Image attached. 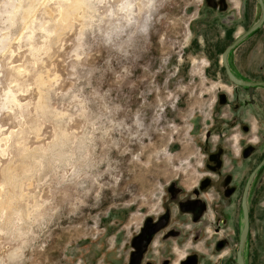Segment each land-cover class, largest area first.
Masks as SVG:
<instances>
[{"label":"rangeland","instance_id":"obj_1","mask_svg":"<svg viewBox=\"0 0 264 264\" xmlns=\"http://www.w3.org/2000/svg\"><path fill=\"white\" fill-rule=\"evenodd\" d=\"M232 1L83 0L59 24L69 0H0V200L11 204L0 210V264H132L147 223L162 218L140 264H179L187 240L177 254L153 243L193 227L192 215L206 229L228 221L234 258L241 191L264 154V89L243 107L222 69L228 37L258 17L255 0L244 18ZM231 16L233 29L216 27ZM233 61L253 76L254 63ZM256 182L246 264H264V171Z\"/></svg>","mask_w":264,"mask_h":264},{"label":"flooded vegetation","instance_id":"obj_2","mask_svg":"<svg viewBox=\"0 0 264 264\" xmlns=\"http://www.w3.org/2000/svg\"><path fill=\"white\" fill-rule=\"evenodd\" d=\"M255 2H256V7L258 10L257 19L251 25H249V27H247L246 30H242V32L237 33L235 36L228 37L229 38V40L227 41L228 44L224 47L223 51L229 45H231L235 39H237L238 37H240L241 35L246 33V31H248L260 19V17H261L260 7L258 5L257 0H255ZM234 3H235V5H234ZM206 5L214 8L215 10L223 9L222 0H206ZM229 5H231L230 7L232 8V10L236 13V15L239 18H240V16L243 18L245 17V12L247 11V6H248V0H239V4L232 1V2H229ZM238 17H236V18H238ZM234 19H235V17L231 16L228 18V21L217 20V22L219 24V27L222 26V28L224 27V29H226V30H231V28L232 29L234 28V26H233L234 25ZM235 23H237V22H235ZM259 33H260V36L262 33H264V25H262V27H260L256 31H254L252 34H250L248 37H246L242 42H240L235 47V49H233L232 51L229 52V54L227 56V66H228L229 71L231 72V74L234 77H236L240 80L248 81V82H252V83H258V82L264 83V77L254 75V73L258 74V73L262 72L263 65H264V43L260 44L257 41V36L259 38V35H257V34H259ZM224 34H227L226 31H224ZM251 42L253 44H251ZM239 46L245 47V49L247 48V50L238 52L237 49ZM223 51L221 52V54L223 53ZM221 54H220V56H221ZM235 56L239 60V65L244 66L245 70L249 69L248 65H251L252 63H254V64H252L253 65L252 69H249V70H253V72L250 71V73H249L251 76L253 75L252 77L245 76V75H242V74L237 72L235 65L233 63ZM252 60H253V62H252ZM222 69H223V67H222ZM223 71H224V69H223ZM224 74H225V71H224ZM225 76H226V74H225ZM238 88L240 90H242L243 95L245 96V99L242 101V106L243 107H248V106L253 107L256 104L255 97L258 96L257 90L258 89H264V86L253 88L251 97H249V95H248L247 88H245V87H238ZM227 96H228V98H229V96L232 98L233 97V90L228 91ZM230 108L233 109L234 105H232ZM230 108H229V110H230ZM262 110H264V108ZM256 120L257 119L254 118L255 124H254V126L250 125L249 130L251 132H254L256 130L255 131V133H256L255 138L258 135L257 139L259 140V138L262 137L263 134H262V132L257 131L256 127H257L258 122ZM230 121L236 122L237 119H233ZM239 122L240 123L241 122L246 123L245 120H241V119H239ZM249 122H247V123H249ZM244 132H245V129H244ZM232 137L234 138L235 145L238 144L240 141L239 135L237 134V135L232 136ZM240 152H241L242 157L245 159L250 155V149L249 148H243V150H241L239 147L237 150V153L240 154ZM263 159H264V154L261 155L260 159L254 165L253 169L248 174V176L245 180V183L243 185V188L241 191V196H240V202H239V209L241 212V217H242L241 199H242V194L244 192V189L246 187L248 177L259 166V164L263 161ZM263 171H264V164L262 166H260V168L255 173L250 185L248 186V190H247V195H246V207H247V211H248V233H247V236L250 232V225H251L252 217L254 218L253 212H255V210L252 213L250 211V206H249L250 205V197H251L252 192L256 191V188H257V186H256L257 182L256 181L258 180V178H260ZM202 207H203L202 205H200L199 203H196V204H193L192 210L193 211H195V210L200 211L202 209ZM188 208L189 207H185V209H188ZM263 209H264V207L262 206L258 210L260 212H264ZM192 216H193V221H194L193 227L190 226V227H186V228L170 230L165 234L166 239L159 238L157 241H155L153 243V247L157 248V251L159 252V251H163L164 250L163 248H165V246H167V245L169 246V244L171 243L172 245L175 246V248H173V254H177L175 251H178V248L182 247V245H184V242L187 240L188 241L187 247L193 248V251L188 252V253L186 252L184 259L179 264H209L210 262H208V261H210V258L211 257L213 258V256L216 259H215V262L212 261L211 264H236V251H237V249L235 251L234 258L230 257L228 252L225 251V248L227 245V239H229L228 237L230 236V234H234L233 229L228 227V221L225 218L224 219H218L215 226H213L211 229H206L204 227H201L202 223L199 222L200 221L199 217H196V215H192ZM259 222H260V220H258V223ZM213 223H215L214 217H213ZM165 224H166L165 218L159 219L158 221L153 222V223H151V222L147 223L146 228L142 232L141 238L138 240V243H142L143 244L142 246L145 247L143 250L142 256H144L147 245L151 242L152 238L155 237V235L158 234V232L163 230L162 227ZM196 224H197V226H196ZM242 224H243V218H242ZM241 230H242V226H241V229L239 231V235L241 233ZM154 231H155V233L153 235H151V233ZM258 231H259V229H258ZM215 236L219 237V238L215 239ZM211 238H214L215 240L211 241ZM238 239H239V237H238ZM162 243L165 246H162L161 245ZM156 244H157V246H156ZM210 245H211V247L208 248V246H210ZM245 245H246V243H245ZM237 248H238V244H237ZM185 250H187V248H185ZM243 251H244V249H243ZM142 256H140V257L137 256V258L135 260H133L132 264H140ZM242 256H243V254H242ZM243 262H244V264H246L244 256H243ZM168 263H169V261L165 264H168ZM146 264H149V263H146Z\"/></svg>","mask_w":264,"mask_h":264},{"label":"water","instance_id":"obj_3","mask_svg":"<svg viewBox=\"0 0 264 264\" xmlns=\"http://www.w3.org/2000/svg\"><path fill=\"white\" fill-rule=\"evenodd\" d=\"M257 2H258V5L260 7V12H261V17L258 20V22L255 23L248 31H246V33H244L243 35H241L240 37L235 39L232 42V44L229 45L223 51V53L220 56V63H221V65H222V67H223V69L225 71V74H226V77H227L228 81L235 87H245V88H247L249 97H251L253 88L264 86V83H262V82L252 83V82L243 81V80H240V79L234 77L231 74V72L229 71V69H228L227 56H228L229 52L232 51L233 49H235V47L240 42H242L246 37H248L250 34H252L254 31L259 29L260 27H262V25H264V0H257ZM263 164H264V159L259 164V166L248 177V180H247V183H246V187H245L244 192L242 194L241 210H242L243 224H242V230H241V233H240L239 239H238V248H237V251H236V264H244L242 254H243V249H244V246H245V243H246L247 233H248V211H247V207H246V195H247L248 186L250 185V183H251L255 173L257 172V170ZM154 233H155V231L152 232L151 235H153ZM136 242H138V241H136ZM144 248L145 247H143L142 250L140 251V253L138 254L139 257L142 256Z\"/></svg>","mask_w":264,"mask_h":264},{"label":"bare ground","instance_id":"obj_4","mask_svg":"<svg viewBox=\"0 0 264 264\" xmlns=\"http://www.w3.org/2000/svg\"><path fill=\"white\" fill-rule=\"evenodd\" d=\"M83 0H69V2H68V4L66 5L67 7H66V9L63 11H60L59 12V15L60 16H58L59 17V19H58V22H59V24H63V23H66L67 21H69L71 18H72V16H74L75 15V11H77L76 9L80 6V4L81 3H83L82 2ZM85 1V0H84ZM82 6V5H81ZM24 16V15H23ZM64 26V25H63ZM60 27V26H59ZM66 27V26H65ZM11 171V170H10ZM14 171V170H13ZM26 172H28L27 170H26ZM10 174H11V172H9ZM25 173V172H24ZM12 175H13V173H12ZM16 176H17V174H15ZM11 177H13V176H11ZM9 178V177H8ZM12 180V179H11ZM9 182V181H8ZM10 183V182H9ZM6 187H7V185H6ZM8 199V198H7ZM0 200V210H4V209H6V210H8V207H9V199L8 200ZM11 205V204H10ZM10 208V207H9Z\"/></svg>","mask_w":264,"mask_h":264},{"label":"crops","instance_id":"obj_5","mask_svg":"<svg viewBox=\"0 0 264 264\" xmlns=\"http://www.w3.org/2000/svg\"><path fill=\"white\" fill-rule=\"evenodd\" d=\"M216 24V27H218L219 26V24L218 23H215ZM221 36V35H220ZM217 39V37L215 38V40Z\"/></svg>","mask_w":264,"mask_h":264}]
</instances>
